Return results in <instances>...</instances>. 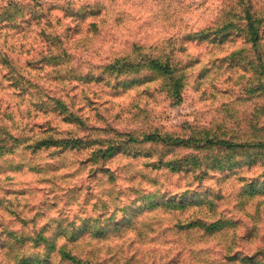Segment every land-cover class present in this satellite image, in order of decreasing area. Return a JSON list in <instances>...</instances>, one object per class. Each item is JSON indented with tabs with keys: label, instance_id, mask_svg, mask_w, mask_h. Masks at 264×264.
I'll list each match as a JSON object with an SVG mask.
<instances>
[{
	"label": "rangeland",
	"instance_id": "obj_1",
	"mask_svg": "<svg viewBox=\"0 0 264 264\" xmlns=\"http://www.w3.org/2000/svg\"><path fill=\"white\" fill-rule=\"evenodd\" d=\"M251 2L264 6L0 0V264H76L63 249L91 264H264L263 159L240 154L219 169L212 148L124 141L155 130L264 136L261 77L246 65L264 45L215 26ZM202 29L211 36L194 35ZM135 44L183 64L181 100L163 78L104 71L120 54L134 58ZM45 136L82 143L29 146ZM184 156L188 169L167 165Z\"/></svg>",
	"mask_w": 264,
	"mask_h": 264
},
{
	"label": "trees",
	"instance_id": "obj_2",
	"mask_svg": "<svg viewBox=\"0 0 264 264\" xmlns=\"http://www.w3.org/2000/svg\"><path fill=\"white\" fill-rule=\"evenodd\" d=\"M238 8H243L241 11L244 13L243 23L235 20V16L239 15L237 11ZM231 13L233 16L231 18L227 17V20L224 22L216 23V34L221 35L222 38L229 37L233 34L235 30L236 33L243 34L241 36L244 37L245 44L248 47H253L254 49L263 48L264 45V6L256 7L251 3H245L244 7H241V4H237L232 6ZM230 15V14H227ZM234 17V18H233ZM195 36L205 39L210 34L207 33L206 30H200L195 32ZM136 56L132 58L129 56V53H123L119 56L112 59L109 64L104 66V71L108 73L117 72L118 74H140L147 72L139 82H151L157 79H164V88L168 94L174 95L178 100L182 98V90L185 86V73L183 69V64L181 62H175L171 58L170 55L167 54H157V53H148L144 52L142 48L138 45H133ZM260 50V49H259ZM257 55V60H253L252 58L249 60L246 65L252 66L256 72L260 75V90L264 89V55L260 51ZM253 55L252 57H255ZM89 76H93L92 73L88 74ZM15 85H18L16 83ZM56 104L58 105L61 113L64 114V117H69L70 115H74L71 110V106L68 105L67 102L63 98H55ZM66 119V118H65ZM204 132V136L201 135L198 131L196 134H192L189 137L182 136H174L168 132H161L159 130H155L152 132H148L142 134L143 137L137 138L136 136H131L130 134H126L128 136L126 138V142L130 143H152V144H164L166 146H191L196 149H205L208 150L212 148L213 151L217 150V154L213 158L217 161V166L219 169H225L226 167L234 168L239 164V159L237 158L240 154L244 156H252L255 155L263 159L264 163V136H251L247 138H242V140L234 141L231 139H225L222 137L214 136L210 133L209 130H200ZM18 141V139L16 140ZM30 141V138L22 139L19 142L27 143ZM82 140L79 138H59L56 139L53 136H45L39 137L34 140V142H30L29 146H34L35 149L41 147H51V146H64V147H77L81 145ZM122 143V142H121ZM120 141L118 142V146H115L117 151H119ZM1 153V152H0ZM194 162H201L200 155H196L193 157ZM188 160L187 156L180 157L178 160L170 158L167 160V165H170L173 169H188L189 166L187 164H183V161ZM229 165V166H227ZM173 207H183L184 204H178L176 202H172ZM63 256L67 259L75 262L76 264H91L90 262L83 261L80 258H77L75 255L63 249Z\"/></svg>",
	"mask_w": 264,
	"mask_h": 264
}]
</instances>
